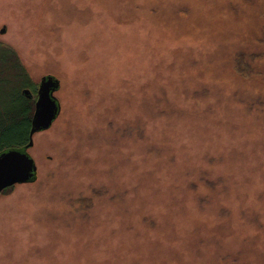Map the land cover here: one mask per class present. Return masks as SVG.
<instances>
[{
	"label": "rangeland",
	"instance_id": "1",
	"mask_svg": "<svg viewBox=\"0 0 264 264\" xmlns=\"http://www.w3.org/2000/svg\"><path fill=\"white\" fill-rule=\"evenodd\" d=\"M2 28L60 112L0 264H264V0H0Z\"/></svg>",
	"mask_w": 264,
	"mask_h": 264
},
{
	"label": "trees",
	"instance_id": "2",
	"mask_svg": "<svg viewBox=\"0 0 264 264\" xmlns=\"http://www.w3.org/2000/svg\"><path fill=\"white\" fill-rule=\"evenodd\" d=\"M260 41L264 45V31ZM262 59L264 62V54ZM235 63L242 75L247 73L257 76L260 73L248 63H242L240 58ZM30 85L27 72L14 49L0 42V153L9 149H22L29 141L36 90L31 87L32 97L24 95L22 90Z\"/></svg>",
	"mask_w": 264,
	"mask_h": 264
},
{
	"label": "water",
	"instance_id": "3",
	"mask_svg": "<svg viewBox=\"0 0 264 264\" xmlns=\"http://www.w3.org/2000/svg\"><path fill=\"white\" fill-rule=\"evenodd\" d=\"M4 28L0 32H3ZM59 87V80L52 75H44L38 83L34 110L31 117L29 141L22 149H9L0 153V194L16 183L32 181L36 176V165L26 149L33 145V135L47 129L60 112V103L53 92ZM22 93L31 97L30 90Z\"/></svg>",
	"mask_w": 264,
	"mask_h": 264
},
{
	"label": "flooded vegetation",
	"instance_id": "4",
	"mask_svg": "<svg viewBox=\"0 0 264 264\" xmlns=\"http://www.w3.org/2000/svg\"><path fill=\"white\" fill-rule=\"evenodd\" d=\"M37 89H38V86H37ZM36 92H37V90H36ZM30 93H31V97H32V92H31V90H30ZM54 93H55V91H54ZM54 93H53V94H54ZM35 100H36V98H35Z\"/></svg>",
	"mask_w": 264,
	"mask_h": 264
},
{
	"label": "bare ground",
	"instance_id": "5",
	"mask_svg": "<svg viewBox=\"0 0 264 264\" xmlns=\"http://www.w3.org/2000/svg\"><path fill=\"white\" fill-rule=\"evenodd\" d=\"M14 186V185H13Z\"/></svg>",
	"mask_w": 264,
	"mask_h": 264
}]
</instances>
